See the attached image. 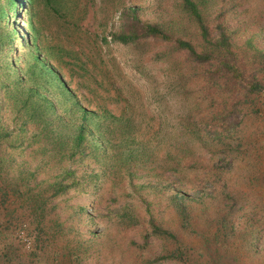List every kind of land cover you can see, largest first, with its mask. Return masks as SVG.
<instances>
[{
	"label": "trees",
	"instance_id": "1",
	"mask_svg": "<svg viewBox=\"0 0 264 264\" xmlns=\"http://www.w3.org/2000/svg\"><path fill=\"white\" fill-rule=\"evenodd\" d=\"M7 2L0 31L24 3ZM28 2L22 13L28 14ZM236 4L178 0L185 23L142 20L130 6L121 11L109 39L101 36V42L127 47L152 39L165 43L153 56L165 70L160 76L166 86L182 85L183 94L194 82V97L208 107L209 122L183 124L180 133L173 127L166 130L171 117L153 93L148 105L154 103L157 117L136 114L126 99L117 111L109 108L108 100H120L123 89L109 74L107 87L98 81L83 90L69 87L50 55L40 49L29 16L24 18L29 29L25 36H0V151L9 150L5 160L10 164L15 162L13 151L23 145L32 146L33 158L37 154L31 168L18 164V183L44 170L46 176L36 188L45 192L28 199V207L36 247L41 240L53 243L51 261L65 256L81 264L107 241L120 240L145 251L141 264L165 258L185 264L184 250L192 237L206 241L210 234L216 244L244 240L256 253L252 258L261 259L256 245L263 226L252 212L241 218L239 196L229 181L243 168L234 161L241 146L234 136L247 115L258 111L256 98L264 92V22L255 19V29L238 42L235 36L254 20L231 24ZM33 48L31 59L21 64L17 53ZM137 66L136 79L143 80L137 90L143 94L142 84L150 76ZM71 191L90 194L91 208L71 202L66 195ZM94 224L101 226L91 229ZM127 229H136L139 240L124 239Z\"/></svg>",
	"mask_w": 264,
	"mask_h": 264
},
{
	"label": "rangeland",
	"instance_id": "2",
	"mask_svg": "<svg viewBox=\"0 0 264 264\" xmlns=\"http://www.w3.org/2000/svg\"><path fill=\"white\" fill-rule=\"evenodd\" d=\"M23 1L25 3L27 0ZM22 5L16 13L10 15V24L1 29L0 36L4 34V40L9 35L25 36L29 29L24 18L29 16L40 49L50 55V62L58 67L69 87L83 90L85 84L94 85L95 81L101 83L100 87H107L109 79L106 74H109L116 78L115 84L123 87L120 100L112 98L106 104L113 111H117L118 103L126 99L136 108V114L142 111L144 113L141 115L157 117V107H153L154 103L148 105L151 100L149 94L153 93L162 111L171 117L166 130L173 127L174 131L180 133L183 124L202 126L204 122H209L208 107L199 101L198 96L194 97L197 90L194 82L188 83L184 93L180 94L182 85L179 89L175 84L169 83L166 86L160 76L165 70L160 67L161 63L154 60L153 53L163 48L165 43L152 39L127 47L114 42H101L103 35L109 39L110 32L117 28L122 19L121 11L130 6L137 9V15L142 20L166 23L179 19L184 22L181 20L178 0H30L28 14L21 12ZM8 6L7 0H0V18L6 15L5 9ZM262 6L264 0H237L234 10L230 11V23L241 19L254 20L247 29L235 36L238 42L243 40L250 29H255V19L264 22V15H261L264 11L259 10ZM206 18L211 20V14L208 13ZM33 53L35 48L29 52L20 50L17 53L18 60L24 64ZM134 64L144 68L150 76V82L142 84L143 94L137 90L143 80L140 83L137 81ZM256 99L258 111L247 115L234 136L241 145L234 161L243 168L234 172L236 174L229 183L239 196L241 218H248L252 212L263 226L260 241L256 245L258 253L263 256L258 261L253 259L256 253L244 240H227L216 244L210 234L206 241H201L197 236L192 237L184 250L185 264H264V92L259 93ZM32 149L30 145H23L20 151L14 150L13 164L5 160L9 150L6 148L0 151V264H72L65 256L51 261L49 253L53 248L49 247H53V243L41 240L36 247L32 238L34 221L30 219L32 214L29 213L28 199L36 192H45L36 187L46 175L40 169L33 178L23 176L26 182L18 183L20 174L17 169L22 162H25L24 170L37 164V154L33 158ZM66 195L71 202L87 205L91 202L88 193L71 191ZM88 208L91 206L88 205ZM100 226L94 224L90 228L95 230ZM81 228L86 229L84 226ZM126 238L139 240L136 229H127L124 233ZM187 239L190 241V236ZM92 247H97L96 242H92ZM141 254H145V251L140 252L133 246H127L125 241L113 240L107 241V245L95 254L82 258L80 263L141 264ZM153 264L179 263L165 258Z\"/></svg>",
	"mask_w": 264,
	"mask_h": 264
}]
</instances>
